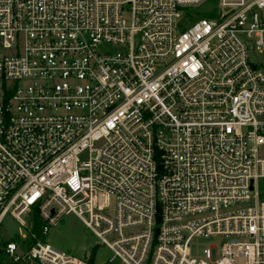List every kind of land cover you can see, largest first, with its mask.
I'll list each match as a JSON object with an SVG mask.
<instances>
[{
	"label": "built area",
	"instance_id": "built-area-1",
	"mask_svg": "<svg viewBox=\"0 0 264 264\" xmlns=\"http://www.w3.org/2000/svg\"><path fill=\"white\" fill-rule=\"evenodd\" d=\"M263 152L264 0H0L10 262L94 264L73 215L107 262L264 264Z\"/></svg>",
	"mask_w": 264,
	"mask_h": 264
},
{
	"label": "rangeland",
	"instance_id": "rangeland-1",
	"mask_svg": "<svg viewBox=\"0 0 264 264\" xmlns=\"http://www.w3.org/2000/svg\"><path fill=\"white\" fill-rule=\"evenodd\" d=\"M205 7L206 5L199 8L197 16L200 17L206 15L202 12V9ZM22 219L26 222V226H20L19 223L10 215H6L4 217L0 225L1 242L10 239L15 240L18 234L27 232L31 223V218L28 216H22ZM46 241L55 248L74 256L89 254L90 251H92V248H94V251L96 252L94 264H123L117 259L107 262V259L111 256L110 250L105 246H95L94 235L80 222L79 219L73 215L65 216L62 221L49 232ZM208 243V238H197L192 245V250H200L201 247L207 245ZM2 262L3 264H13L5 255L2 257ZM22 264L37 263L28 262Z\"/></svg>",
	"mask_w": 264,
	"mask_h": 264
},
{
	"label": "trees",
	"instance_id": "trees-1",
	"mask_svg": "<svg viewBox=\"0 0 264 264\" xmlns=\"http://www.w3.org/2000/svg\"><path fill=\"white\" fill-rule=\"evenodd\" d=\"M2 242H0V264H3V262H2V257H3V252H2ZM94 248H92V251H91V259L93 258V256H94ZM14 264V263H13Z\"/></svg>",
	"mask_w": 264,
	"mask_h": 264
}]
</instances>
